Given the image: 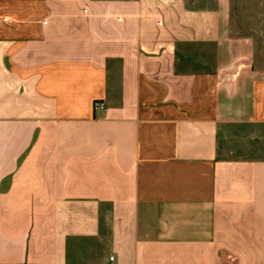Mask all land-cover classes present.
I'll return each mask as SVG.
<instances>
[{"label":"crops","instance_id":"1","mask_svg":"<svg viewBox=\"0 0 264 264\" xmlns=\"http://www.w3.org/2000/svg\"><path fill=\"white\" fill-rule=\"evenodd\" d=\"M0 264H264V0H0Z\"/></svg>","mask_w":264,"mask_h":264},{"label":"built area","instance_id":"2","mask_svg":"<svg viewBox=\"0 0 264 264\" xmlns=\"http://www.w3.org/2000/svg\"><path fill=\"white\" fill-rule=\"evenodd\" d=\"M94 108L95 109H99V110H103L104 109V106L102 103H94ZM110 261L112 262L113 261V258H110Z\"/></svg>","mask_w":264,"mask_h":264}]
</instances>
